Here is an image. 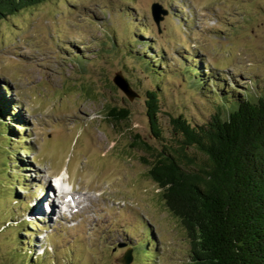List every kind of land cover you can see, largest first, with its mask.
I'll list each match as a JSON object with an SVG mask.
<instances>
[{
    "label": "rangeland",
    "instance_id": "1",
    "mask_svg": "<svg viewBox=\"0 0 264 264\" xmlns=\"http://www.w3.org/2000/svg\"><path fill=\"white\" fill-rule=\"evenodd\" d=\"M152 3L167 10L158 27ZM118 71L138 97L114 85ZM151 89L171 145V117L202 123L264 94V0H46L0 21V97L10 104L0 121V264H121L127 251L130 264H187L186 229L147 175L155 152L139 144L161 149ZM121 109L128 118L114 123ZM52 185L75 191L69 210L31 216L39 192L59 205L44 190Z\"/></svg>",
    "mask_w": 264,
    "mask_h": 264
},
{
    "label": "trees",
    "instance_id": "2",
    "mask_svg": "<svg viewBox=\"0 0 264 264\" xmlns=\"http://www.w3.org/2000/svg\"><path fill=\"white\" fill-rule=\"evenodd\" d=\"M44 1L0 0V21ZM136 55L153 71L144 55ZM145 98L149 128L161 149L139 144L155 152L147 175L160 189L166 208L186 229L187 264H264V94L255 99L245 94L202 123L184 115L171 117L172 131L178 134L174 145L164 143L161 134L158 93L146 90ZM111 110L115 109L110 108V117ZM9 111L10 104L0 97L1 122ZM119 112L114 123L128 118L126 109ZM6 125L7 132L14 133ZM139 250L154 259L153 253Z\"/></svg>",
    "mask_w": 264,
    "mask_h": 264
},
{
    "label": "water",
    "instance_id": "3",
    "mask_svg": "<svg viewBox=\"0 0 264 264\" xmlns=\"http://www.w3.org/2000/svg\"><path fill=\"white\" fill-rule=\"evenodd\" d=\"M150 11L152 18L158 27L159 22L162 21L163 17L167 14V10L163 9L158 3H152ZM112 82L126 95L129 100H133L135 97H138V94L130 87L120 71L115 73L114 77L112 78ZM131 261V251H127V253H125L124 256L119 260L121 264H130Z\"/></svg>",
    "mask_w": 264,
    "mask_h": 264
},
{
    "label": "bare ground",
    "instance_id": "4",
    "mask_svg": "<svg viewBox=\"0 0 264 264\" xmlns=\"http://www.w3.org/2000/svg\"><path fill=\"white\" fill-rule=\"evenodd\" d=\"M63 175L64 176L67 175L66 170L64 172H60L59 174H57L56 177H58V180H61L59 178H61ZM48 188L49 187H45L44 190H46ZM70 193H75V191H70V192L67 191L64 193L62 191H59L58 195H60V197L63 199L66 197V195H68ZM72 203L74 204V208H75V206H76L75 203L73 201H72ZM56 211H57V204L55 205V201L53 202L49 198H46L44 191L42 193L39 192L38 197L36 195L35 202H34L32 209H31V216H38L39 215V218H40V216H42V217L46 216V217H48V220H50L52 217L56 216L55 215ZM75 211H77V210H75Z\"/></svg>",
    "mask_w": 264,
    "mask_h": 264
}]
</instances>
